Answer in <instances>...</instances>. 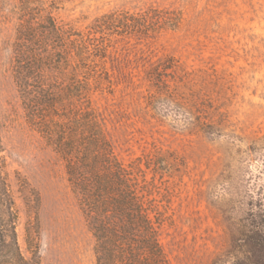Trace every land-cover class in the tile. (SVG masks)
I'll return each mask as SVG.
<instances>
[{"label":"rangeland","instance_id":"374dc122","mask_svg":"<svg viewBox=\"0 0 264 264\" xmlns=\"http://www.w3.org/2000/svg\"><path fill=\"white\" fill-rule=\"evenodd\" d=\"M19 0H0V124L9 182L26 256L29 223L38 225L40 264H96L95 239L63 161L27 122L13 76ZM61 23L84 29L110 12L167 14L148 34H115L105 66L110 86L90 94L120 162L172 153L177 176L156 178L163 213L159 240L169 264H212L229 244L228 225L264 210V0H58ZM174 58L188 71L221 79L213 95L226 134L190 132L147 105V72ZM179 171V172H178ZM151 173L148 174L150 179Z\"/></svg>","mask_w":264,"mask_h":264},{"label":"trees","instance_id":"16d2710c","mask_svg":"<svg viewBox=\"0 0 264 264\" xmlns=\"http://www.w3.org/2000/svg\"><path fill=\"white\" fill-rule=\"evenodd\" d=\"M57 2L19 0L16 10L13 76L26 120L64 163L95 239L96 264H169L159 240L163 213L155 180L177 176L175 156L153 151L120 162L90 94L110 86L105 61L113 35L148 34L169 26L170 19L156 10L115 11L78 29L57 20L52 11ZM146 77L147 105L159 118L190 132L226 134L229 120L213 95L223 86L218 74L188 71L166 58ZM18 219L0 124V264H40L38 225L27 227L31 255L26 256ZM228 231L229 244L212 264H264V210L249 209Z\"/></svg>","mask_w":264,"mask_h":264},{"label":"clouds","instance_id":"9594fccd","mask_svg":"<svg viewBox=\"0 0 264 264\" xmlns=\"http://www.w3.org/2000/svg\"><path fill=\"white\" fill-rule=\"evenodd\" d=\"M157 107H159V105H157Z\"/></svg>","mask_w":264,"mask_h":264}]
</instances>
